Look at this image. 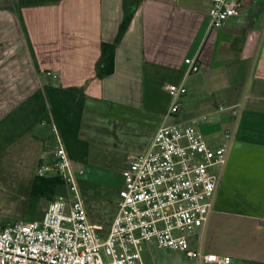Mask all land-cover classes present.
Instances as JSON below:
<instances>
[{
  "label": "crops",
  "instance_id": "1",
  "mask_svg": "<svg viewBox=\"0 0 264 264\" xmlns=\"http://www.w3.org/2000/svg\"><path fill=\"white\" fill-rule=\"evenodd\" d=\"M249 1L215 29L208 0H56L18 10L14 0H0V121L45 85L80 87L86 95L80 132L91 144L83 133L91 106L151 114L162 100L166 114L167 86H185L194 77L175 119L195 121L212 147L226 144L227 161L208 220L190 236V248L229 256L230 264L264 263V14L253 13ZM124 2L137 5L116 47L113 73L98 78L101 44L114 41ZM185 58L198 61L197 74H185ZM35 127L17 140L33 143L41 160L58 134L35 133Z\"/></svg>",
  "mask_w": 264,
  "mask_h": 264
},
{
  "label": "built area",
  "instance_id": "2",
  "mask_svg": "<svg viewBox=\"0 0 264 264\" xmlns=\"http://www.w3.org/2000/svg\"><path fill=\"white\" fill-rule=\"evenodd\" d=\"M208 1L209 27L220 29L240 15L245 0ZM184 62L186 75L200 71L196 59ZM167 91L171 102L149 147L131 155L121 172L116 213L108 230L90 222L79 185L84 170L74 166L58 137L35 174L61 177L65 190L48 202L39 218L0 223V264H146L140 247L151 242L200 263H231L229 256L193 252L189 243L212 210L227 146H210L195 121L167 122L180 112L186 88L170 84ZM51 127L57 131L54 124Z\"/></svg>",
  "mask_w": 264,
  "mask_h": 264
},
{
  "label": "rangeland",
  "instance_id": "3",
  "mask_svg": "<svg viewBox=\"0 0 264 264\" xmlns=\"http://www.w3.org/2000/svg\"><path fill=\"white\" fill-rule=\"evenodd\" d=\"M263 3L264 0L249 1L255 8L253 13L261 15L264 14ZM193 80L194 77L187 80L186 88L193 85ZM159 106L158 111L151 114H126L118 109L107 112L96 106L89 108L83 123V133L91 141L89 157L85 163H73L76 168L81 164L84 170L79 185L90 221L95 218L109 228L116 210L115 198L122 185L121 172L128 158L138 154L143 143L161 125L166 104L161 100ZM167 122L179 121L174 117ZM34 132L58 134L51 125L41 124L36 125ZM27 141L17 140L0 152V223L37 219L50 201L30 193L36 167L42 159L37 156L33 143L23 144ZM140 252L146 264H204L183 252L157 248L155 242L141 245ZM101 257L105 260L102 253Z\"/></svg>",
  "mask_w": 264,
  "mask_h": 264
},
{
  "label": "trees",
  "instance_id": "4",
  "mask_svg": "<svg viewBox=\"0 0 264 264\" xmlns=\"http://www.w3.org/2000/svg\"><path fill=\"white\" fill-rule=\"evenodd\" d=\"M56 0H14L17 10L22 6L42 5ZM124 2V17L113 42L101 44V54L96 63V76L103 78L113 73L114 54L126 32L133 15V7ZM86 95L80 87L45 85L27 98L17 109L0 121V152L28 134L38 124H54L69 157L78 163H85L89 153V143L81 136L80 127ZM61 177L33 178L30 193L34 197L51 200L63 190ZM250 264H264L251 262Z\"/></svg>",
  "mask_w": 264,
  "mask_h": 264
}]
</instances>
